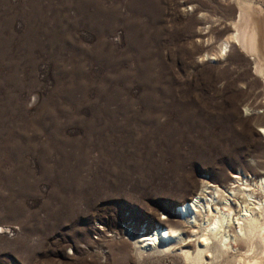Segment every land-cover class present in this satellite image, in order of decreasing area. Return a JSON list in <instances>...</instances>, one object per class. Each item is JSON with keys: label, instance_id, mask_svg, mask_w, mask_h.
<instances>
[{"label": "rangeland", "instance_id": "rangeland-1", "mask_svg": "<svg viewBox=\"0 0 264 264\" xmlns=\"http://www.w3.org/2000/svg\"><path fill=\"white\" fill-rule=\"evenodd\" d=\"M240 14L264 45V0H0V264H185L179 206L264 164Z\"/></svg>", "mask_w": 264, "mask_h": 264}, {"label": "bare ground", "instance_id": "bare-ground-1", "mask_svg": "<svg viewBox=\"0 0 264 264\" xmlns=\"http://www.w3.org/2000/svg\"><path fill=\"white\" fill-rule=\"evenodd\" d=\"M253 18L240 14L244 25L234 24L237 34L231 39L253 57L257 73L264 76V45ZM228 42L222 51L228 49ZM258 125L264 135V121L260 119ZM248 168L250 172L236 175L229 187L206 186L202 193L179 206L188 224L198 225L201 230L191 235L197 241L193 250L179 248L185 264H264V164L258 162ZM4 232L0 228V234ZM189 237L184 238L179 229L160 224L151 233L133 239L134 251L140 257L149 252H171L174 245L186 243Z\"/></svg>", "mask_w": 264, "mask_h": 264}]
</instances>
